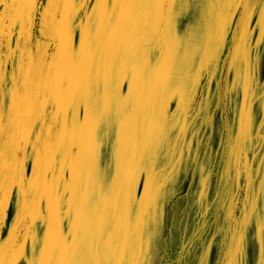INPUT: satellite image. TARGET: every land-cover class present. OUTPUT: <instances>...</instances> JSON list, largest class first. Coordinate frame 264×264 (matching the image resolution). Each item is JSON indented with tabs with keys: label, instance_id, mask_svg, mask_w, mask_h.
I'll list each match as a JSON object with an SVG mask.
<instances>
[{
	"label": "rangeland",
	"instance_id": "rangeland-1",
	"mask_svg": "<svg viewBox=\"0 0 264 264\" xmlns=\"http://www.w3.org/2000/svg\"><path fill=\"white\" fill-rule=\"evenodd\" d=\"M95 4L78 2V25ZM169 7L99 5L118 45L36 123L63 145L33 155L34 221L2 264H264V0H180L171 26Z\"/></svg>",
	"mask_w": 264,
	"mask_h": 264
},
{
	"label": "snow or ice",
	"instance_id": "snow-or-ice-1",
	"mask_svg": "<svg viewBox=\"0 0 264 264\" xmlns=\"http://www.w3.org/2000/svg\"><path fill=\"white\" fill-rule=\"evenodd\" d=\"M32 5V11L28 13L29 21L33 16L40 21V27L43 29L42 40L46 41L50 46L55 47V54L51 58V62L42 67L35 81V94L33 97V106H39L46 101H61L62 98L71 94L75 99L78 94L76 83L78 78L83 75V69L87 67L91 72L99 60H101L109 47H117V37L121 33L118 31L113 35L110 31V26L97 27L92 23V18L96 15V11L104 0H96L92 11L85 10V15L88 17V24L81 21L80 25H75L70 22V19L65 18L57 11L56 20L50 21L44 15L43 5L41 0H28ZM51 2V0H49ZM81 6L88 5L90 0H78ZM180 0H123V3L135 5H147L149 7L156 6L161 13L165 10V5L170 7L167 9L168 23L179 22L180 14L174 6ZM4 0H0V5ZM79 19V17H77ZM115 19V15H113ZM3 24V19L0 18V25ZM121 24L125 34L130 33L137 26V21L131 16V12L126 17H122ZM95 31V35L92 33ZM77 34L78 43L77 47ZM121 42V41H120ZM93 114L100 113V121L103 122L104 117L110 110L105 104L103 109H100L99 104H90ZM4 126L2 117H0V198L5 195L3 181V164L5 158V140ZM7 143V158L10 161L11 170L20 180L21 184H31L35 180L39 164L36 163L32 168L28 167L32 161L34 154H44L51 151L53 148H61L63 141L54 134L44 137L43 134L33 142L26 134L20 131L15 125L9 129V138ZM31 149V151H29ZM91 156L93 164L97 157H100V162L103 164V145L102 138L97 136L91 143ZM136 184V173L133 172L128 178V195L131 197L132 188ZM15 186V185H13Z\"/></svg>",
	"mask_w": 264,
	"mask_h": 264
},
{
	"label": "crops",
	"instance_id": "crops-1",
	"mask_svg": "<svg viewBox=\"0 0 264 264\" xmlns=\"http://www.w3.org/2000/svg\"><path fill=\"white\" fill-rule=\"evenodd\" d=\"M41 3L44 15L50 21L57 19L56 13L59 11L63 17L78 25V0H41ZM30 11L32 5L28 0H4L0 5V18L3 19V24L0 25V117L5 129V195L0 198V264L3 241L17 240L19 224H33L34 221L33 189L30 185L29 190V184L20 183L7 158L9 129L15 125L35 142L36 123H49V118L45 115L48 101L38 106V112L36 106H33L35 81L40 69L45 66L44 59L36 58V51L38 44L45 45L47 42L41 39L43 29L39 26L37 17L33 16L29 21ZM36 25L41 34H36ZM76 38L78 47V34ZM47 63H50L49 60ZM39 124L38 127H41ZM32 166L33 157L31 164H28L29 168Z\"/></svg>",
	"mask_w": 264,
	"mask_h": 264
}]
</instances>
